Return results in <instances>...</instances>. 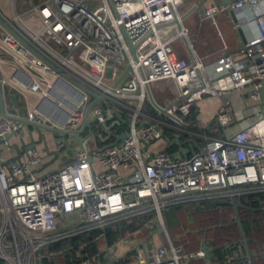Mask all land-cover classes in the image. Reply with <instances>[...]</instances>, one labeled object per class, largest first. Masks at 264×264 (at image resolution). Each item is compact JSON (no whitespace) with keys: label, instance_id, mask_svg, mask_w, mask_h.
Wrapping results in <instances>:
<instances>
[{"label":"built area","instance_id":"obj_1","mask_svg":"<svg viewBox=\"0 0 264 264\" xmlns=\"http://www.w3.org/2000/svg\"><path fill=\"white\" fill-rule=\"evenodd\" d=\"M184 3L43 0L33 4L41 32L20 13L14 11L9 19L0 11L33 48L0 22L3 98L6 86L26 97L25 114L17 107L8 111L5 103V111L14 117L0 112L1 264H44L45 257L60 264L57 254L64 251L74 252L71 264H109L108 257L102 262L99 255L98 262V255H84L81 248L46 247L112 224L124 226V220L145 214L152 215L144 226L156 227L160 243L155 245L151 236L137 240L136 253L123 261L113 251L119 244L106 242L104 250L116 257L113 264H190L192 257L204 253H188L170 239L163 210L223 200L248 205L246 198L264 196V0L229 2L238 24L253 33L237 49L224 40L207 59L198 55L182 20ZM219 9L213 5L206 14L216 22ZM175 20L176 34L163 38L160 25ZM217 33L223 36L219 27ZM178 37L186 41L189 58L177 54L173 42ZM79 48L81 61L74 58ZM160 80L174 86V94L164 102L156 101L151 90ZM247 86L256 104L245 105L238 117L231 101L224 99L212 119L217 133L213 128L204 131L198 118L190 119L205 98ZM27 94L38 99L30 103ZM87 113L95 121L84 129V146L79 144L73 158L59 168L44 174L33 170L42 161L34 142L24 145V158L9 154L11 136H22L29 124L39 130H72L82 126ZM122 123L127 127L122 129ZM122 132L125 138L100 150ZM87 138L100 145L87 146ZM176 138L189 148L187 155L177 153L175 142L167 148ZM57 141L60 147L70 145L63 135ZM223 264H264V258L238 261L228 256Z\"/></svg>","mask_w":264,"mask_h":264},{"label":"crops","instance_id":"obj_2","mask_svg":"<svg viewBox=\"0 0 264 264\" xmlns=\"http://www.w3.org/2000/svg\"><path fill=\"white\" fill-rule=\"evenodd\" d=\"M41 1L43 0H31L30 10H28L26 13L34 12V14L37 15L39 19L37 12L33 9V4H37ZM231 1L233 0H185V3L180 7V13L182 16V20L184 21V24L188 27L189 37L193 41L194 46L197 50V53L200 57L207 59V58L214 56L218 52V50L223 46L224 40L227 41L233 49H237L239 45L243 43L244 37L250 36L253 33V29L251 27H247L245 24L244 26L241 27V25L238 24L239 21H238L237 14L229 6V2ZM213 5L219 6L220 8L215 13L216 22L212 19V17L206 14L207 9ZM220 14H222V16H219ZM21 15L23 17V14ZM160 27L161 28L164 27V29H166V32L168 33H166V36H163V37L168 38L176 34L177 30L179 29V24L177 22H170ZM217 27L223 30V36L218 35ZM173 45L179 56L186 57V58L190 57L187 43L183 38L178 37L176 40H174ZM159 83L160 82L157 81L155 82V84L151 85L153 96L155 100L158 102L160 101L156 97L155 91L156 90L160 91L163 89L162 85H160ZM167 84L173 87V84L171 82L167 81ZM11 90L12 89L9 86L5 87L6 98L4 100V103H5L6 109L8 111H14V109L16 110V107H17L21 113L25 114L26 113V108H25L26 107L25 105L26 97L20 93L16 95V101H14L11 98V94H12ZM173 90H174V87H173ZM249 90H250V87L247 86L244 89H242L240 92L233 91L223 96L207 97L203 100V102L200 103V106H199L200 109H196L193 111V113L190 115V119L196 122L195 120L198 118L199 126H201V128L204 131H210L213 128L214 129L213 132L217 133V131L219 130L218 125H216V123L212 119H213L214 114L220 107L221 102L224 99H229L234 106L236 115L238 117H241L243 107H245V105H255L256 104L254 99L250 96ZM172 93L174 94V91ZM37 99H38L37 94H27L28 102L30 101V103L31 102L34 103ZM64 103H65V107L70 108L68 102L65 101ZM60 136H62L60 132H53L47 129L39 130L36 126L29 124L28 130L22 136L21 135L11 136L10 140L12 141L13 146L9 154L12 156L14 155L15 157L24 158L25 157L23 155L24 145L27 143L34 142L42 155V161L39 164L34 165L33 170L38 174H44L48 171L59 168L63 163L72 159L73 156L75 155V151L77 147L80 144L78 143V141L76 142L74 135H68L67 137L68 144H70L69 147L71 146V148L66 147V146L60 147L57 141ZM216 203L217 202L209 203V204L215 206ZM198 205H200V203L194 204L192 206L197 207ZM182 207L189 208V206H186V205H182ZM218 207L220 208L221 205H219ZM169 208L165 210H168ZM183 214H185V211L183 212ZM190 216H191V219H194L193 215H190ZM234 217H236L237 219V215ZM246 220H250V219L246 217ZM190 227L191 226H189V224L184 223L185 230L182 234L187 233ZM250 228H251V225H250ZM252 233L253 231L251 229L249 231H246V234L249 237L252 236ZM148 236L150 237V235ZM148 236L146 238H148ZM170 239L172 240L171 236H170ZM127 242L129 243L130 241H127ZM136 242L137 241H132L131 243L133 244L129 243V247L131 248L135 246L134 243ZM203 244H204V240H203ZM203 244L196 251L194 249H190L188 251H186L187 249H184V251L188 253H191V252L195 253L199 250L203 251ZM250 246L251 248H248V249L247 248H234L235 246L233 248L232 247L225 248V251L227 249L228 253H230V255H227L226 258L228 256H233L235 260L239 261V260L248 258L249 252L251 253L252 258L254 260L264 258V248H258L255 245H250ZM118 248L116 250H118ZM240 249H244L243 250L244 256L242 255L241 257H239L241 259H238V257H235V253L238 252ZM195 261L196 263H190V264H199L198 259Z\"/></svg>","mask_w":264,"mask_h":264},{"label":"trees","instance_id":"obj_3","mask_svg":"<svg viewBox=\"0 0 264 264\" xmlns=\"http://www.w3.org/2000/svg\"><path fill=\"white\" fill-rule=\"evenodd\" d=\"M127 125V123H122L121 128H126ZM101 143L104 142L101 141ZM172 148L173 146L169 147V150ZM263 201L264 196H261L260 198L251 196L249 202L247 203L250 207L247 205H242V207H240V215L242 217L243 223L246 220V217H248L250 219L248 220L249 224H255V228L252 227L249 228V230L251 229L253 231L252 235L256 234L257 237L261 239V241H264ZM219 205H221L220 208L218 207ZM260 205L263 206L261 209L258 208ZM224 208H226V210L223 211ZM228 208L233 209V207L230 205L222 202H217L215 206L210 205L207 202H202L197 207L191 206L189 208L182 207V205L172 206L167 212L175 210L177 211V217H174V221L171 220V222H168V224L167 221H165V223L173 242L175 244H181L184 249H187L186 251L190 249H194L195 251L198 250V248H200L203 244L204 237H206L207 244L215 248V255L222 257L223 255L225 256L228 254V250L226 249V251L223 252L221 246L226 244L225 242L232 244L235 240H238L242 237L236 217L231 215L229 216V214H227ZM184 210H189L188 212H190V215H193L194 219H192V222L189 224V226H191L189 231L185 234H181L185 230L183 225V220H185L183 218ZM222 211L224 212L225 216H222L221 214L219 215V213ZM249 212L254 213L249 214ZM151 215L152 214H145L139 217L124 220V226L122 228H120L118 224H112L105 230L94 229L84 234H78L72 236L71 238L55 242L46 248L50 250L55 249L56 251H59L62 248H67V246L68 248H73L74 250L75 248H81L84 255H91L92 253H96L101 250L100 244L102 241H106L108 243L116 242L121 236L136 230H143L146 220L149 219ZM178 235H180V237H177ZM71 253H68V251L58 253L57 260L60 264H71V262L74 261V258H72L74 257V252ZM135 253L136 250H133L129 252L124 258L129 260ZM64 256L67 257V261ZM195 258L199 260V264H204L206 262L203 257ZM195 258L192 257L190 263H196L195 260L197 259ZM60 259H62V261H60ZM43 261L44 264H54L53 257H45ZM1 263L2 260H0V264Z\"/></svg>","mask_w":264,"mask_h":264},{"label":"rangeland","instance_id":"obj_4","mask_svg":"<svg viewBox=\"0 0 264 264\" xmlns=\"http://www.w3.org/2000/svg\"><path fill=\"white\" fill-rule=\"evenodd\" d=\"M30 6H31V0H0V11L3 13V15H5L9 19H12L13 11H16V12H18L20 14H23V21L25 23H27L29 26H31V28H33L35 31L41 32L42 28H43V24L40 22V20L38 19L37 15H35L34 12L26 13L28 10H30ZM219 16H222V14H220ZM159 33L163 37V36H166V33H168V32H166V29H164V27L163 28L160 27ZM231 38H233V37H231ZM82 52H83V48H79L78 50H76L74 58L81 61L82 58H81L80 54ZM158 82H160L159 84L162 85L163 89L160 90V91L159 90H156V91L154 90V91L156 93V97L158 98V100L160 102H164L167 97L171 98V96L173 95L172 92L174 91L173 90L174 86L171 87L169 84H167V80H160ZM153 84H155V83H153ZM156 84H158V83H156ZM85 143H86L87 146H90V147L93 146V148H95L96 146L100 145L94 138L93 139L92 138H87ZM262 207L263 206L260 205L258 208L261 209ZM224 210H226V208H224L223 211ZM167 211L168 210H163V216H164V219H165L164 221H167V224H168V222H171V220L172 221L175 220L174 217H177V211H175V210H172V211H169V212H167ZM184 211H185V214H183L184 215L183 218L185 220H183V223L190 224L192 222V219H191V216L189 215L190 214L188 212L189 210H184ZM223 211L220 212L219 215L221 214L222 216H225ZM227 214H229V216L230 215L231 216H236L237 215V214H235V212L231 208H228V213ZM168 220H170V221H168ZM243 224H244L245 230L248 231L249 228H250V224H249L248 220H245ZM165 225H166V223H165ZM155 228L152 229V228H149L147 226H143V230L141 229V230L133 231L131 233H128V234L124 235L123 237L121 236L116 242L109 243L111 246L114 243H118L119 244V248H118V250H116L115 256H121L127 250L130 249L129 243L125 242V239L129 240L130 242H132V241H137L138 239H140V240L141 239H145L148 235H150L152 238L154 237L153 238L154 239V241H153L154 244L155 245L159 244L160 240H161V237L159 236V234H157V231L155 230ZM144 230H145V232H144ZM146 230H147V232H146ZM160 233H162V232L160 231ZM180 235H178L177 237H180ZM165 237H167V236L165 234H163L162 238L165 239ZM148 238H150V237L148 236ZM242 244H244V243H239V246H235L234 248H246L245 245H242ZM100 248H102L100 251H98L96 253H92L91 255H93V254L98 255V258H97L98 262H99V255H100V259L102 260V262H105L107 260V257H108L107 250H104V248H107L106 241H102L101 242ZM243 250L244 249H240L238 252H236L235 253V257H238V259H241L239 257H241L242 255L244 256ZM227 255H230V253H228ZM227 255H225V256L223 255L222 257L215 256L213 264H223V263H225ZM195 259H197V258H195ZM126 260L127 259L124 258L123 261H126ZM60 261H62V259H60ZM206 264H212V259L211 258H207L206 259Z\"/></svg>","mask_w":264,"mask_h":264},{"label":"water","instance_id":"obj_5","mask_svg":"<svg viewBox=\"0 0 264 264\" xmlns=\"http://www.w3.org/2000/svg\"><path fill=\"white\" fill-rule=\"evenodd\" d=\"M0 22L10 31L12 32L13 34H15L16 36H18V38H20L23 42H25L17 33L16 31L12 28V26L10 25V22L6 19H4L1 15H0ZM176 22V20L174 21ZM161 26V25H160ZM26 43V42H25ZM26 45L28 47H30L31 49H33L28 43H26ZM133 50H135V46L133 47ZM47 61V59H46ZM66 77L70 78L72 81L76 82V80H74L73 78L69 77L68 75L65 74ZM84 87V86H82ZM84 89H86L87 91H89L91 94H93L96 98L99 97L98 94H96L94 91L84 87ZM11 98L16 101V94L13 93L11 95ZM0 112L4 115H8V116H12L10 114H8L6 111H5V107H4V98H3V90H2V83L0 81ZM14 117V116H12ZM95 119L94 118H89V114L87 113L86 116H85V119L83 121V124L81 127L79 128H76V129H72V130H68V129H58L56 127H46L48 130H51L53 132H60L64 138H67L68 135H74L75 138L78 140V142L84 146V141H85V134H83L84 132V129L86 127V125H90L92 122H94ZM35 126L37 127H40L38 126L37 124H35ZM103 126L105 127L106 130L110 129V124L104 122L103 123ZM127 134L125 132H122L120 135H118L115 140L113 142H109V143H105L103 144V146L100 148V150H104L107 146H110L112 144H115L118 140L120 139H123L125 138ZM102 140H106V137H104L102 135V133L99 135ZM176 143L177 145H179V150L177 151V153H180V154H188L189 153V148H186L184 146H182V140L180 138H176L174 140H170L168 145H167V148L170 147V144L172 143ZM250 198H246V202H249ZM222 203H225V204H228L230 206H233L236 214H237V221H238V224H239V227H240V230H241V234H242V237L238 240H235L233 243L235 244H239V243H244L245 247L248 249V248H251L250 246V237L246 234V230H245V227H244V224H243V220H242V217L240 216V207H242L241 204H238L237 202H235L234 200H223ZM246 206V205H245ZM249 206V205H247ZM250 207V206H249ZM120 227L122 228L123 227V224L120 225ZM231 245L229 242L227 244V248H231ZM137 246H133L131 247L129 250H127L123 255L119 256V258H123L125 257L129 252L133 251L136 249ZM118 248V245L115 244L114 245V249L113 251L115 252L116 249ZM215 248L214 247H211V246H208L207 244V238L205 237L204 238V244H203V258L206 260L207 258H211L212 259V264L214 262V258H215ZM222 251L225 252V248H222ZM248 257L249 259H253L252 258V255L251 253L249 252L248 254ZM116 259V257H113L112 255V252H108V263L109 264H113V260Z\"/></svg>","mask_w":264,"mask_h":264},{"label":"flooded vegetation","instance_id":"obj_6","mask_svg":"<svg viewBox=\"0 0 264 264\" xmlns=\"http://www.w3.org/2000/svg\"><path fill=\"white\" fill-rule=\"evenodd\" d=\"M254 212H249V214H253ZM254 227L255 228V224H252L251 225V228ZM254 230V229H253ZM250 245H255L257 246L258 248H264V241H261V239H259V237H257L256 234H253L251 237H250ZM226 244L222 245L221 248H227V244L228 242H225ZM221 245V244H220ZM244 245V244H242ZM234 246H239V244H235V243H232L231 247H234Z\"/></svg>","mask_w":264,"mask_h":264}]
</instances>
